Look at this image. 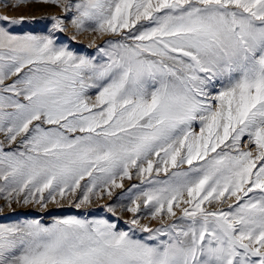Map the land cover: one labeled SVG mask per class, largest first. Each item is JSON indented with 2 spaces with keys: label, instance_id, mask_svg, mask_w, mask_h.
<instances>
[{
  "label": "snow or ice",
  "instance_id": "6c2138e0",
  "mask_svg": "<svg viewBox=\"0 0 264 264\" xmlns=\"http://www.w3.org/2000/svg\"><path fill=\"white\" fill-rule=\"evenodd\" d=\"M33 2L67 15L46 35L0 16L2 198L79 208L135 177V228L0 224V264H264V0ZM65 20L98 55L58 44Z\"/></svg>",
  "mask_w": 264,
  "mask_h": 264
},
{
  "label": "rangeland",
  "instance_id": "374dc122",
  "mask_svg": "<svg viewBox=\"0 0 264 264\" xmlns=\"http://www.w3.org/2000/svg\"><path fill=\"white\" fill-rule=\"evenodd\" d=\"M8 3L15 2V0H7ZM8 16L10 19L20 20L24 18L23 23L8 24L13 34L16 35H46L52 31V21L50 17H64L67 15L60 7L52 4L36 3L33 0H27L21 7L13 8L6 6V0H0V16ZM65 24L69 25L67 30L62 33H56V39L59 45L67 47L77 55L93 56L97 54V47L103 45L107 37L97 35L91 31L75 34L70 26V20H65ZM2 26V24H0ZM219 87V86H218ZM94 93V90H92ZM195 131H199L196 127ZM3 136L0 135V140ZM244 146H247L245 139ZM8 146H5V150ZM83 183V182H82ZM133 184H140V180L133 178L132 180H125L123 188H117L112 191L111 196L105 195L104 198L93 197L90 204L76 207L77 201L72 199H62L58 202L49 201L47 207H40L32 203L28 205L13 204L9 208L0 193V224L10 225L16 223H24L31 220H39L45 225L53 223L57 219H64L69 217H76L79 219H107L117 225L120 231H130L135 228L129 221L133 218L132 214L125 209L130 205V197L133 196L137 189L128 190ZM114 209L109 212L108 208ZM142 225H147L151 228L160 226L159 220H153L147 214V209H143L137 217ZM131 234L136 239H146L148 233L135 229ZM164 239V237H161ZM154 242V241H150Z\"/></svg>",
  "mask_w": 264,
  "mask_h": 264
}]
</instances>
